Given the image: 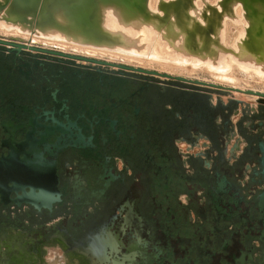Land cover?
<instances>
[{
    "label": "flooded vegetation",
    "instance_id": "flooded-vegetation-1",
    "mask_svg": "<svg viewBox=\"0 0 264 264\" xmlns=\"http://www.w3.org/2000/svg\"><path fill=\"white\" fill-rule=\"evenodd\" d=\"M140 68L0 34V158L11 156L17 175L51 178L58 199L40 209L0 203V264H135L134 247L149 239L123 234L121 225L150 221L149 158L185 160L201 140L211 149L208 167L178 170L189 189L198 176L219 171L240 198L260 192L251 179L264 142V104L214 101V88L204 98L202 86L181 75ZM189 189L178 190L180 203L202 201Z\"/></svg>",
    "mask_w": 264,
    "mask_h": 264
},
{
    "label": "bare ground",
    "instance_id": "bare-ground-1",
    "mask_svg": "<svg viewBox=\"0 0 264 264\" xmlns=\"http://www.w3.org/2000/svg\"><path fill=\"white\" fill-rule=\"evenodd\" d=\"M260 1L254 6L241 0H0V30L85 58L132 61L137 67L157 61L163 65L157 71L187 78H201L185 70L201 66L214 84L264 93ZM248 6L260 9L258 21ZM231 24L239 27L234 38ZM214 72L221 78L214 80Z\"/></svg>",
    "mask_w": 264,
    "mask_h": 264
},
{
    "label": "water",
    "instance_id": "water-1",
    "mask_svg": "<svg viewBox=\"0 0 264 264\" xmlns=\"http://www.w3.org/2000/svg\"><path fill=\"white\" fill-rule=\"evenodd\" d=\"M241 1H251L254 6H259L258 3L261 2ZM248 10L253 20L258 21L260 9L255 12L253 6H248ZM138 70L159 74L154 70ZM176 78L201 85L204 98L209 96L205 92L212 88L216 93H223L220 90H233L199 79L190 80L183 76ZM236 91L256 94L259 96L258 103L264 104V93L240 89ZM228 105L223 104V107ZM39 135L43 136L42 133ZM71 137L74 141L77 140L76 135ZM1 146H5L4 141ZM72 146L84 147L76 144ZM203 148L197 154H188L185 160L178 156L163 158L157 154L149 158L150 166L147 162L146 171L155 197L150 221L147 226L139 229L132 227L125 219L121 225L123 234L139 236L144 233L149 239L143 247H134V251L139 254L135 264H147L145 250L151 264H264V142L259 144L260 156L251 179L252 182L261 184L262 189L255 198L250 199L240 198L236 184L219 171L215 175L213 173V176L210 175L211 172H205L195 179V185L191 189L188 188V176L178 173V170L185 163L192 168L197 164L208 167L204 159L210 156L211 149L208 144L203 145ZM15 157H18V152ZM13 161L11 156L0 158V203H12L16 207L29 205L36 209L51 208L58 200L51 188L52 179L44 178L39 182L35 177L17 175L12 172L16 169ZM234 162H237V158ZM103 181L104 186L109 185L108 181ZM185 188L193 194L200 192L205 197L204 201H200L199 195L190 204L180 203L177 195Z\"/></svg>",
    "mask_w": 264,
    "mask_h": 264
},
{
    "label": "rangeland",
    "instance_id": "rangeland-1",
    "mask_svg": "<svg viewBox=\"0 0 264 264\" xmlns=\"http://www.w3.org/2000/svg\"><path fill=\"white\" fill-rule=\"evenodd\" d=\"M234 25H236V26H234ZM231 24L230 26H229V29L231 28V31L229 32L230 33V37L231 38H234L237 34H238V24ZM233 26V27H232ZM235 27V28H234ZM236 29V30H235ZM233 33V34H232ZM0 34H2L3 36H6V37H12L10 34H7V33H4L2 30H0ZM6 34V35H5ZM13 38H15V37H13ZM38 43H40V42H38ZM40 44H42V45H44V46H49V47H54V48H57V49H59L58 47H56V46H50V45H47V44H43V43H40ZM60 50V49H59ZM71 52H73V51H71ZM75 52V51H74ZM87 56V55H86ZM89 57H92V58H103V59H107L108 60V58L107 57H98V56H93V55H88ZM137 59V58H136ZM122 60H120V61H117V62H121ZM123 63V62H122ZM126 63H132V64H136V62H132V61H129V62H126ZM150 64V65H149ZM149 64H146V65H144V67L146 68V67H148V66H150L151 68L150 69H155V70H157V69H160L163 65L160 63V62H157V61H152L151 63H149ZM195 67V68H194ZM149 68V67H148ZM194 68V69H193ZM231 69H232V67H231ZM186 71H191L193 74L194 73H200L199 74V77H201V78H205V79H207L206 80V82H208V83H213V81L212 80H209V77L208 76H206V75H208V72H207V70L205 69V70H203L202 68H201V66H193L192 68H186L185 69ZM219 73H221V72H214V80H216V78H221V76L219 75ZM231 72H229L228 74H230ZM172 74H176L177 75V73H172ZM182 76V75H181ZM228 75L227 74H225V75H223L222 76V78H227V79H229V77H227ZM184 77V76H183ZM201 78H195L194 77V79H199V80H201V81H205V80H203V79H201ZM212 81V82H211ZM214 84V83H213ZM218 83H216V85H217ZM222 86V85H221ZM230 88H232L233 90H231L230 92H229V94L227 95H224V94H222V93H216V92H214V95H213V97H214V101L216 100V98H218V97H220L223 101H227V100H229L230 98H239V99H243L244 101H246V102H248L250 105H252V106H255L256 104H258V95H257V97H254L255 95L254 94H247V93H244V92H240V91H236V89H238V88H233V87H230ZM249 89H251L250 87H248ZM257 89H260L259 87H257ZM241 90V89H240ZM248 91H251V90H248ZM218 94H220V95H218Z\"/></svg>",
    "mask_w": 264,
    "mask_h": 264
},
{
    "label": "crops",
    "instance_id": "crops-1",
    "mask_svg": "<svg viewBox=\"0 0 264 264\" xmlns=\"http://www.w3.org/2000/svg\"><path fill=\"white\" fill-rule=\"evenodd\" d=\"M206 140H201L193 149H192V153H198V152H200V151H202L204 148H203V145H205L206 144V142H205ZM213 156H214V154H213ZM210 161H212V159L210 160ZM204 199H205V197H202V201H204ZM57 251H58V253L60 254L61 253V249L60 248H58L57 249Z\"/></svg>",
    "mask_w": 264,
    "mask_h": 264
}]
</instances>
